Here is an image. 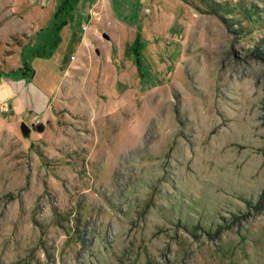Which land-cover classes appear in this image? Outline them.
Listing matches in <instances>:
<instances>
[{"label": "rangeland", "instance_id": "374dc122", "mask_svg": "<svg viewBox=\"0 0 264 264\" xmlns=\"http://www.w3.org/2000/svg\"><path fill=\"white\" fill-rule=\"evenodd\" d=\"M45 1L0 0V264H264V0H113L65 77Z\"/></svg>", "mask_w": 264, "mask_h": 264}, {"label": "crops", "instance_id": "0c3cea01", "mask_svg": "<svg viewBox=\"0 0 264 264\" xmlns=\"http://www.w3.org/2000/svg\"><path fill=\"white\" fill-rule=\"evenodd\" d=\"M87 0H67L65 3L63 0H49V39H63L64 37H69L66 31L69 23L66 15L72 12L75 13L78 3H82L81 9V32L80 39L75 46L72 47L71 56L69 58V63L61 62V70L63 71V77L69 72L77 71L83 72V75L89 71L90 66H94L95 63L100 60H104V64L109 67V56H111L112 47L114 45V39L116 38L115 33V23H117L116 17L112 11V1L113 0H95L93 3H87ZM159 0H151L152 4H155ZM174 2L176 0H169ZM48 2V1H47ZM45 0H35L36 4H40V7H44L43 4L47 3ZM179 2V0H178ZM62 7V11H58ZM143 15V14H142ZM139 14L138 17H143ZM155 18L153 22L149 20L150 23L156 25L159 17L155 13ZM73 17V16H72ZM34 20H40L41 16ZM36 22V21H35ZM120 24V23H119ZM119 24L117 26H119ZM83 27H86L84 30ZM41 31V30H40ZM113 43V44H112ZM52 53V52H51ZM54 52L52 53V55ZM70 67V68H68ZM86 70V72H84ZM6 83V84H5ZM0 84V96H3L7 101V104H11L15 108L21 107L20 95L14 92L7 81ZM63 86V84H62ZM1 98V97H0ZM23 107V113L27 112ZM47 109L41 111V115L46 113ZM30 112V111H28Z\"/></svg>", "mask_w": 264, "mask_h": 264}, {"label": "trees", "instance_id": "16d2710c", "mask_svg": "<svg viewBox=\"0 0 264 264\" xmlns=\"http://www.w3.org/2000/svg\"><path fill=\"white\" fill-rule=\"evenodd\" d=\"M66 2L67 0H63V2ZM64 2V3H65ZM59 12L62 11V7H60V9L58 10ZM33 128L35 129V131L37 132H43V127L41 125H38V126H33Z\"/></svg>", "mask_w": 264, "mask_h": 264}, {"label": "water", "instance_id": "95a60500", "mask_svg": "<svg viewBox=\"0 0 264 264\" xmlns=\"http://www.w3.org/2000/svg\"><path fill=\"white\" fill-rule=\"evenodd\" d=\"M28 131H29V130H28L27 125L24 124V123H22V132H23L24 134H26Z\"/></svg>", "mask_w": 264, "mask_h": 264}, {"label": "built area", "instance_id": "2783aa9c", "mask_svg": "<svg viewBox=\"0 0 264 264\" xmlns=\"http://www.w3.org/2000/svg\"><path fill=\"white\" fill-rule=\"evenodd\" d=\"M83 29L85 30V29H86V27H83Z\"/></svg>", "mask_w": 264, "mask_h": 264}]
</instances>
